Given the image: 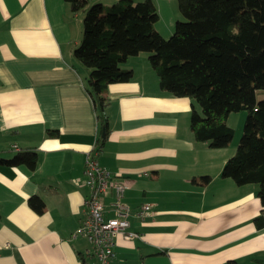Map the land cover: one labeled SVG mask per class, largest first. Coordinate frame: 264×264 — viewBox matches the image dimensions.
Returning <instances> with one entry per match:
<instances>
[{
	"label": "crops",
	"instance_id": "0c3cea01",
	"mask_svg": "<svg viewBox=\"0 0 264 264\" xmlns=\"http://www.w3.org/2000/svg\"><path fill=\"white\" fill-rule=\"evenodd\" d=\"M151 1L154 28L168 38L176 0ZM82 17L64 0H0V158L34 152L37 159L34 171L0 166V264H82L89 244L71 235L84 215L88 190L77 181L92 149L98 164L129 184L122 202L131 209L129 230L138 234L117 237L109 264L263 262L264 227L253 222L261 213L258 186L220 176L236 146L212 149L193 140L195 102L159 89L147 53L121 65L132 71L130 81L107 85L109 132L95 147L101 131L84 86L89 71L72 57ZM31 196L43 201L42 214L28 206ZM143 204L150 213L139 218Z\"/></svg>",
	"mask_w": 264,
	"mask_h": 264
},
{
	"label": "trees",
	"instance_id": "16d2710c",
	"mask_svg": "<svg viewBox=\"0 0 264 264\" xmlns=\"http://www.w3.org/2000/svg\"><path fill=\"white\" fill-rule=\"evenodd\" d=\"M72 13L82 12V36L72 57L87 69L85 90L91 97L103 138L108 135L107 85L132 78L121 65L132 56L148 54L159 89L191 105L189 128L193 140L206 147H228L234 131L227 125L232 113L245 112L241 137L234 154L220 172L236 185L256 184L261 213L254 225L264 227V0H176L178 19L172 34L163 38L155 30L157 10L151 0H119L108 7L89 0H64ZM49 137L57 131L48 130ZM34 152L0 158V166H24L34 171ZM203 177L201 183L208 182ZM37 214L44 203L37 196L27 200ZM256 264H264L257 262Z\"/></svg>",
	"mask_w": 264,
	"mask_h": 264
},
{
	"label": "built area",
	"instance_id": "2783aa9c",
	"mask_svg": "<svg viewBox=\"0 0 264 264\" xmlns=\"http://www.w3.org/2000/svg\"><path fill=\"white\" fill-rule=\"evenodd\" d=\"M96 151L86 153L84 169L77 184L88 190L83 201V219L71 235L84 238L89 247L82 254V264H109L114 257L117 237L124 240L138 237L129 230L131 209L122 202L129 184L109 173L98 164ZM151 205H140L135 214L139 218L149 215Z\"/></svg>",
	"mask_w": 264,
	"mask_h": 264
},
{
	"label": "rangeland",
	"instance_id": "374dc122",
	"mask_svg": "<svg viewBox=\"0 0 264 264\" xmlns=\"http://www.w3.org/2000/svg\"><path fill=\"white\" fill-rule=\"evenodd\" d=\"M150 66V65H149ZM151 68V67H150ZM152 69V68H151ZM255 98L257 101L264 100V90H259ZM241 113V114H240ZM245 120V112H238L230 114L229 118L227 119V125L233 129L234 134L232 138V143L236 146L242 133V126Z\"/></svg>",
	"mask_w": 264,
	"mask_h": 264
},
{
	"label": "water",
	"instance_id": "95a60500",
	"mask_svg": "<svg viewBox=\"0 0 264 264\" xmlns=\"http://www.w3.org/2000/svg\"><path fill=\"white\" fill-rule=\"evenodd\" d=\"M103 137H104V132L101 133V138H103Z\"/></svg>",
	"mask_w": 264,
	"mask_h": 264
}]
</instances>
